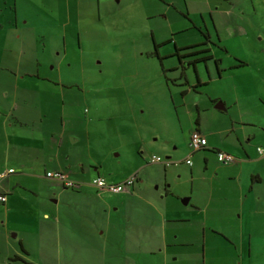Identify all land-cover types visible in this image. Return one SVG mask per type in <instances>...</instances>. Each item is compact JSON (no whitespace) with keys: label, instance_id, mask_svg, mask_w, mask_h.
Masks as SVG:
<instances>
[{"label":"rangeland","instance_id":"obj_1","mask_svg":"<svg viewBox=\"0 0 264 264\" xmlns=\"http://www.w3.org/2000/svg\"><path fill=\"white\" fill-rule=\"evenodd\" d=\"M68 1L72 6L73 0H0V112L14 107L15 115L29 118L22 128L23 139L34 157L27 166L37 171H54L57 166L85 185L83 190L92 196H76L70 194L74 189L67 188L60 198L77 208L78 204H93L99 231L113 229V237H121L124 225L118 224L120 220L136 215L147 223L151 217L157 218L144 204L141 212L134 211L133 205L141 204V198L152 201L155 197L170 207L187 208L184 198L162 197L163 165L149 162L152 155L183 160L191 151L190 132L197 128L196 110L189 122L181 117L182 123L170 105L166 110L176 90L186 88L180 86L184 80H173L177 74L165 76V70L174 64L167 58L174 40L176 45L199 44L203 39L199 29L207 28L213 43L218 35L225 47L213 54L225 63H247L205 87L201 94H193L192 99L201 96L204 103L208 94L210 100L230 91L224 97L232 104L231 113L201 111L204 124L216 130L238 114L254 130L264 128V0H111L109 5L102 4L100 12L87 1L82 2L80 17L77 10L67 11ZM15 20L17 26H13ZM170 38H174L171 43L163 42ZM157 44L161 46L155 56ZM168 89L173 91L171 96ZM237 94L238 105H234ZM3 122L1 116L0 124ZM1 132L0 126V145ZM10 132L13 134L12 129ZM218 137L217 133L210 139L216 142ZM261 140H254V148ZM3 152L1 157H5ZM38 152H44L43 156L36 157ZM195 155L201 158L202 150ZM95 167L108 181L138 172L142 180L139 197L115 211L117 195L95 196L99 191L90 184ZM38 187L47 196L61 189L56 183L41 182ZM73 210L65 206L66 218H77ZM108 223L112 224L106 226ZM112 244L121 248L118 241ZM183 252V247L177 250L174 264Z\"/></svg>","mask_w":264,"mask_h":264},{"label":"crops","instance_id":"obj_2","mask_svg":"<svg viewBox=\"0 0 264 264\" xmlns=\"http://www.w3.org/2000/svg\"><path fill=\"white\" fill-rule=\"evenodd\" d=\"M87 1H92L95 11L100 12L102 4L109 5L111 0H73L72 6L68 1L67 11L73 13L77 10L80 17L82 2ZM13 26H17L16 20ZM215 31L217 34L218 31ZM206 32L209 37L207 43L199 46L204 52L198 56L199 60L186 68L180 66L177 56L174 55L175 48L169 55L166 54L167 58L173 59L174 64L170 70H165V76L170 77L171 73H175V83L184 80L180 86H186L176 90L175 95L168 89L169 96H172L166 103V110H170V105L180 122L181 117L189 122L196 110L199 117L195 126L207 141L201 158L195 155L197 151H190L179 162L168 160L171 155H167L165 160L169 165L161 163L168 183L163 184L165 193L162 197H174L175 200L179 197L188 198L185 203L187 208L182 210L178 205L170 207L166 202H158L155 197L152 201L141 198V204L133 205L134 211L141 212L144 204L155 212L157 218L151 217L147 223L139 220L136 215L131 220H120L122 223L118 224L124 225V234L121 237H113V229L99 231L100 226L93 219V204H78L77 208L66 202L63 196L60 198L62 193L67 192V188L74 189L70 194L76 196H92L91 192L83 190L85 185L57 166L54 171L45 168L37 171L34 167L27 166L34 157L28 148L30 144L23 139L25 130L22 128L29 118L15 115L14 107L7 108V112H0V117L4 116V122L0 124L3 136L0 153H5V157L0 156V173H6L0 177V195L6 196L4 202L0 201V264H174L180 247L185 252L176 264H264V152L258 154L256 150L257 147L264 149V128L254 130V126L238 114L231 123L228 122L216 130L203 123L201 111H215L217 102L224 105L219 111L227 113L229 110L231 113L232 104L224 97L230 91L215 94L210 100L208 94L204 103L200 101L201 96L197 100L192 99L193 94H201L205 87L231 74L232 69L247 65L244 60L240 61L245 64L225 63L222 57L213 54L214 51H224L225 47L218 35L217 41L213 43L207 28ZM173 39L163 42L171 43ZM174 43L175 47L188 45ZM156 46L157 52L161 45ZM203 57L208 58L201 61ZM186 70L191 77H188ZM36 76L40 77L38 73ZM35 95L39 97L38 93ZM237 99L238 94L234 105H238ZM217 133L219 137L213 142L210 136ZM257 138L263 140L254 148V140ZM12 139L16 141L13 142ZM3 144L5 145L2 147ZM212 149L230 152L235 155V160L231 163L219 162ZM11 150L15 154L10 155ZM56 153L58 157V152ZM207 153H212L215 157L211 159ZM40 154L43 156L44 152H38L36 157ZM188 158L192 161L191 165L185 163ZM10 169L13 171L9 172ZM95 169L96 173L91 174V180L94 177L105 179L99 169ZM47 172L64 173L67 179L74 181V186L69 187L64 181L48 177ZM252 177L255 179L253 182ZM128 178H133V185L121 193H110L93 185L99 191L95 196L117 195L114 210L119 212L121 204L139 197L141 177L135 172L114 181L105 179L107 183H120ZM137 181H140L139 187L136 186ZM41 182L56 183L61 189L47 196L43 190L42 193L38 191ZM65 206L73 207L72 212L77 215L76 219L66 218ZM110 224L112 223L106 226ZM103 236H106L105 241ZM114 241H118L121 248H114ZM11 258L17 260L10 261Z\"/></svg>","mask_w":264,"mask_h":264},{"label":"built area","instance_id":"obj_3","mask_svg":"<svg viewBox=\"0 0 264 264\" xmlns=\"http://www.w3.org/2000/svg\"><path fill=\"white\" fill-rule=\"evenodd\" d=\"M189 141H190L189 145L192 151H197V150L206 148V145H207L205 136L197 128H194L192 132L190 133ZM258 152L262 153L263 151L262 149L258 148ZM215 154H216L217 160L222 163L224 162L231 163L235 160L234 155H232L231 153L229 154L223 151H216ZM150 162L164 163L165 165H169V163L165 159H162L160 156H155V155L151 157ZM185 163L188 165H191L190 158L186 159ZM12 171H13L12 169L9 170V172H12ZM5 174L6 173L1 172L0 177L5 176ZM46 175L48 177H54L56 179L64 181V184L69 187L74 186V181L67 179L66 175L62 172H47ZM133 182H134L133 178H128L120 183H107L105 179H103L102 177H94L90 181V183L94 185L95 187H97L98 189L100 190L102 189L104 191L106 190L107 192H110V193H120L124 191L127 187H130L133 184ZM5 200H6V196L0 195V201L4 202Z\"/></svg>","mask_w":264,"mask_h":264},{"label":"trees","instance_id":"obj_4","mask_svg":"<svg viewBox=\"0 0 264 264\" xmlns=\"http://www.w3.org/2000/svg\"><path fill=\"white\" fill-rule=\"evenodd\" d=\"M199 31H200V33H201V35L203 36V41L201 42V43H199V44H194V45H188L186 48H190V49H192V50H195V53L194 52H192V55L194 54V56H193V58H195L196 56V58H199L198 56H200L203 52H204V49H197V48H199V46H203V45H205L206 43H207V40H208V33L206 32V31H202V30H200L199 29ZM156 46V45H155ZM174 48H176L175 46H173ZM185 49V48H184ZM184 49H182V50H184ZM154 53H155V56H157L158 54H157V52H156V49L154 50ZM206 58H208V57H203V58H201V61H203V59L205 60ZM199 60V59H198ZM195 61V60H194ZM218 62H219V59H217L216 60V63L218 64ZM239 62V64H245L243 61H238ZM238 64V65H239ZM188 65H191V62H189V64ZM237 66V65H236ZM218 69V68H217ZM218 71H219V69H218ZM196 124H197V122H196ZM258 148H260V149H262L261 147H257L256 148V150H257V153L258 154H262L263 152H264V149H262V153H259L258 152ZM212 150H215V151H213L214 153L216 152V151H222V150H218V149H212ZM198 151V150H197ZM191 152H194V151H192L191 150ZM223 152H226V153H229L230 154V152H227V151H223ZM232 154V153H231ZM233 155V154H232ZM234 157H235V155H234ZM191 160V159H190ZM191 164H192V161H191ZM251 181L253 182V181H255V179L252 177V179H251ZM133 185V184H132ZM121 193V192H120ZM15 260H17L16 258H11L10 259V261H15ZM24 264H30V263H25L24 262Z\"/></svg>","mask_w":264,"mask_h":264},{"label":"flooded vegetation","instance_id":"obj_5","mask_svg":"<svg viewBox=\"0 0 264 264\" xmlns=\"http://www.w3.org/2000/svg\"><path fill=\"white\" fill-rule=\"evenodd\" d=\"M186 47L187 46H181V47L176 46V48H175L176 53L174 54L175 56H177L179 63H180V66H183L184 68H186V66L189 64V62L193 63L199 59V58H196L197 56L195 58H193L194 54L192 55V52L195 53V50H192V49L186 48ZM182 49H184V50H182ZM197 49H200V48H197ZM200 150H202V149H200ZM212 151H215V150H212Z\"/></svg>","mask_w":264,"mask_h":264},{"label":"water","instance_id":"obj_6","mask_svg":"<svg viewBox=\"0 0 264 264\" xmlns=\"http://www.w3.org/2000/svg\"><path fill=\"white\" fill-rule=\"evenodd\" d=\"M215 108L216 109H223L224 108V105L222 104V102H218L216 105H215ZM183 200V203H187L188 202V198H184L182 199Z\"/></svg>","mask_w":264,"mask_h":264}]
</instances>
